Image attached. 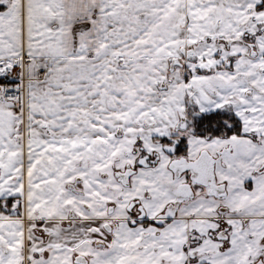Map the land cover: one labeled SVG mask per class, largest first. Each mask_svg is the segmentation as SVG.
<instances>
[{
  "label": "snow or ice",
  "instance_id": "snow-or-ice-1",
  "mask_svg": "<svg viewBox=\"0 0 264 264\" xmlns=\"http://www.w3.org/2000/svg\"><path fill=\"white\" fill-rule=\"evenodd\" d=\"M0 264H264V0H0Z\"/></svg>",
  "mask_w": 264,
  "mask_h": 264
}]
</instances>
